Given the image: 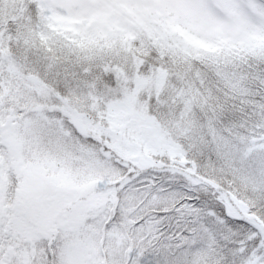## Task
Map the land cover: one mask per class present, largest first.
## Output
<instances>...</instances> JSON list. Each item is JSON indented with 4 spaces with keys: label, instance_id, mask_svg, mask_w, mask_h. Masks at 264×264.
Masks as SVG:
<instances>
[{
    "label": "snow or ice",
    "instance_id": "6c2138e0",
    "mask_svg": "<svg viewBox=\"0 0 264 264\" xmlns=\"http://www.w3.org/2000/svg\"><path fill=\"white\" fill-rule=\"evenodd\" d=\"M0 264H264V0H0Z\"/></svg>",
    "mask_w": 264,
    "mask_h": 264
}]
</instances>
